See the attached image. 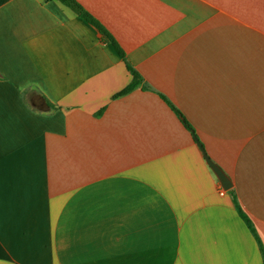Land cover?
<instances>
[{
    "label": "crops",
    "instance_id": "obj_1",
    "mask_svg": "<svg viewBox=\"0 0 264 264\" xmlns=\"http://www.w3.org/2000/svg\"><path fill=\"white\" fill-rule=\"evenodd\" d=\"M77 1L144 87L112 97L61 2L0 0V264H263L234 199L264 245V0Z\"/></svg>",
    "mask_w": 264,
    "mask_h": 264
},
{
    "label": "trees",
    "instance_id": "obj_2",
    "mask_svg": "<svg viewBox=\"0 0 264 264\" xmlns=\"http://www.w3.org/2000/svg\"><path fill=\"white\" fill-rule=\"evenodd\" d=\"M57 1L61 2L63 5H65L69 9H71L75 13V15H77V17H79L83 21H85L88 24H90L91 26H93L98 31L101 38L108 41L113 46V48L115 49L117 54L125 61L126 67H127L128 71L131 75V80L122 90L115 93L112 96L113 98L124 95V94L134 90L135 88H137L139 86L144 87L143 86V79H142L141 75L127 62L126 57H125V53L122 50V48L119 46V44L114 39V37L107 31V29L99 22V20L97 18H95L77 0H57ZM32 103H33V106L39 110H47L50 108H55V105H53L51 102H49L44 96H41L38 98L33 97ZM37 105H40V107ZM177 114L179 115L181 120L185 123V125L187 127L191 128L189 126V124L185 121V119L182 117L180 112L177 111ZM234 203H235V206H236V209L238 211L239 216L243 219V221L248 226V228L250 229V231L252 232V234L254 235V237L257 241V244H258L259 249H260L261 254H262L263 264H264V245L261 242V239H260L259 235L257 234V231L255 230L254 225H253L252 221L250 220V218L242 210V208L240 207V205L237 203V201L235 199H234Z\"/></svg>",
    "mask_w": 264,
    "mask_h": 264
},
{
    "label": "water",
    "instance_id": "obj_3",
    "mask_svg": "<svg viewBox=\"0 0 264 264\" xmlns=\"http://www.w3.org/2000/svg\"><path fill=\"white\" fill-rule=\"evenodd\" d=\"M204 157L206 159L207 164L209 165V167L215 174L216 178L218 179L221 187L225 191L229 190L232 187V182L229 176L225 174L223 170L217 164H215L205 153H204Z\"/></svg>",
    "mask_w": 264,
    "mask_h": 264
},
{
    "label": "built area",
    "instance_id": "obj_4",
    "mask_svg": "<svg viewBox=\"0 0 264 264\" xmlns=\"http://www.w3.org/2000/svg\"><path fill=\"white\" fill-rule=\"evenodd\" d=\"M220 193L222 194V193H223V191H220Z\"/></svg>",
    "mask_w": 264,
    "mask_h": 264
}]
</instances>
